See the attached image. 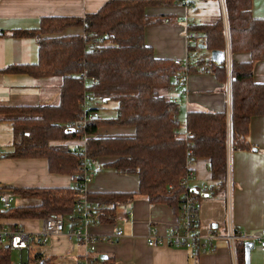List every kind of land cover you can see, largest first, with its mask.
I'll return each mask as SVG.
<instances>
[{
    "label": "trees",
    "instance_id": "trees-1",
    "mask_svg": "<svg viewBox=\"0 0 264 264\" xmlns=\"http://www.w3.org/2000/svg\"><path fill=\"white\" fill-rule=\"evenodd\" d=\"M170 1L109 0L96 13L81 18L43 17L36 30H13L11 35L15 38L36 39L38 60L35 64L8 66L5 72L57 79L59 96L57 104L50 106L0 105V122L9 124L12 131V151L7 157L45 159L49 172L67 175L77 183L81 174L79 157L67 142L82 139L88 159L92 162L109 159L103 168L136 176L137 194L151 203L170 204L178 209L184 193L179 182L187 162L192 164L197 159L207 161L211 178L221 189L226 171L225 115L189 112L182 135L172 101V94L181 87L172 76L180 73L181 68L173 61L156 58L144 41L145 27L166 18L149 15L146 9ZM223 3L231 53L245 51L251 56L250 63L232 61L230 65V147L237 151L248 148L250 120L264 117V85L253 83L251 71L254 61L264 60V20L252 16L250 0H223ZM77 26L82 27V35L63 34L67 28ZM196 30L202 34L199 42L203 48L209 52L223 50L220 17L211 24L199 25ZM193 49L198 50V45ZM207 63L223 71V62L208 59ZM87 92L97 105L115 103V115L103 118L97 106L83 110V95ZM90 112H96L97 116L84 127L64 129L65 124ZM115 126L132 127L133 133H101L102 128ZM8 191L21 198L34 197L38 203L9 207L0 212V220L65 217L71 212L77 193L76 187ZM114 198L118 197L96 199L98 207L104 206L98 212L100 221L111 219L112 212L105 205ZM14 225L18 224L11 226ZM244 244L237 248L239 264H244ZM4 260L8 262V258ZM47 263L40 258L32 264Z\"/></svg>",
    "mask_w": 264,
    "mask_h": 264
},
{
    "label": "crops",
    "instance_id": "crops-1",
    "mask_svg": "<svg viewBox=\"0 0 264 264\" xmlns=\"http://www.w3.org/2000/svg\"><path fill=\"white\" fill-rule=\"evenodd\" d=\"M109 0H0V105L37 106L56 105L59 96V81L54 78L36 79L28 74L7 73L11 65L35 64L38 60V46L35 38H15L13 30H36L43 17H76L96 13ZM203 0L200 8L187 10L180 0L171 3L151 5L146 13L152 16H165L164 21L149 25L144 29V41L150 46L158 59L187 62V75L182 89L185 94L179 98V109L175 119L179 131L184 135L186 117L189 112L220 113L225 115L226 171L221 189L212 180L208 163L197 159L191 164L195 177L189 182L199 198L195 199L198 219V232L206 236L211 231L217 237L210 249L193 254L184 248L166 245H147L151 231L163 234L180 221L179 207L164 203H151L138 193V179L134 175L116 173L103 168L108 159L92 162L95 177L87 188V196L96 209L88 225L84 228L89 234L108 235L122 231L119 238L111 243L99 242L96 245L101 264H239L237 248L242 243L252 242L249 264H264V248L260 241L264 233V117L255 116L249 122L246 136L248 148L232 151L231 143V62L247 64L251 62L248 52L231 53L227 16L223 0ZM215 2L216 6L212 5ZM251 13L256 19L264 20V0H250ZM193 23L190 30L199 25L211 24L219 18L222 22L224 40L223 71L217 66L208 65V58L201 57L200 40L187 47L185 43L184 18ZM64 35H82L81 26L67 28ZM200 37L202 36L199 32ZM198 45V50L193 49ZM209 52V51H208ZM226 52V53H225ZM192 55L190 56V54ZM211 53V52H209ZM212 62V61H211ZM207 67L209 70H203ZM253 83L264 85V60L251 65ZM177 91V90H176ZM176 91L172 94L176 93ZM98 103V102H97ZM100 103L97 108H100ZM110 118V117H109ZM0 122V150L10 146L12 131ZM110 135H131L133 128L115 126L101 129ZM181 135V136H182ZM76 152L83 146L82 139L67 142ZM73 146V147H72ZM1 154V153H0ZM3 156V155H2ZM229 176L230 185L226 186ZM0 185L6 190L23 188H75L77 183L67 175L49 172L47 161L40 158H0ZM204 186L206 189L200 192ZM204 195H206L204 197ZM114 196L105 205L112 212L111 219L100 221L98 212L104 206L96 199ZM43 218V217H42ZM39 219L17 220L2 218L0 223H16L28 231H36ZM233 227L245 239H237L231 245L226 235ZM38 248V250H36ZM32 250V256H40L47 264H58L66 260L77 264L84 255V248L74 238L64 232L51 236L46 244ZM10 252V251H9ZM8 253V252H7ZM28 253V252H26ZM8 258V254L6 256ZM0 257V264H8Z\"/></svg>",
    "mask_w": 264,
    "mask_h": 264
},
{
    "label": "built area",
    "instance_id": "built-area-1",
    "mask_svg": "<svg viewBox=\"0 0 264 264\" xmlns=\"http://www.w3.org/2000/svg\"><path fill=\"white\" fill-rule=\"evenodd\" d=\"M180 4L187 10L194 8V2L192 0H180ZM185 28V43L187 47L194 45L200 38L199 32L190 30L189 25H193L187 21L185 17L183 20ZM226 53V52H225ZM174 64L181 68L180 73L174 74L172 79L181 85L180 89L173 95L172 101L179 109V98L185 94L182 89L185 78L187 75V62L175 60ZM203 70H209L207 67ZM94 82V79H90ZM91 93H85L83 95V110H88L98 106L94 101ZM97 116L96 112H90L80 120L69 122L64 125L65 130L79 129L84 127L87 121L92 120ZM76 155L79 157V164L81 168V174L76 185V197L74 199L71 212L65 217L58 216H46L40 220V226L36 231H28L21 225H6L0 223V257L6 258L7 252L17 251L19 253V259L22 260L21 254L23 252L30 253L32 246H43L51 236H58L64 232L69 238H74L77 243L84 248V255L77 264H101V261L95 253L97 252L96 245L99 242L111 243L113 240L119 238L122 235V231H116L114 234L108 235H93L89 234L84 228L88 225L89 220L92 218L93 212L96 209L95 204L88 199L87 188L95 177L96 170L93 167L92 161L86 157L85 147L80 146L76 149ZM190 156V153L188 154ZM0 154V158H2ZM191 163L187 162L185 174L181 178L179 185L183 189L184 193L179 206L180 221L176 226L170 227L163 234H157L155 231H151L147 240L148 246L166 245L176 248H184L196 254L199 251H206L210 249L211 242L216 239L217 235L211 231L208 235L203 236L198 232V219L196 214L195 198L191 194L189 182L195 177L194 171L190 167ZM227 168V166H226ZM229 176L226 177V186L229 187ZM171 187H169V190ZM205 187L202 186L199 191H205ZM15 194L6 190L0 185V204L4 206V210L10 207L13 202ZM101 207H99L100 209ZM227 241L233 245L237 239L243 240L244 236H241L233 227L228 228L226 235ZM261 248H264V233L260 241ZM35 262H38L40 256H31Z\"/></svg>",
    "mask_w": 264,
    "mask_h": 264
},
{
    "label": "rangeland",
    "instance_id": "rangeland-1",
    "mask_svg": "<svg viewBox=\"0 0 264 264\" xmlns=\"http://www.w3.org/2000/svg\"><path fill=\"white\" fill-rule=\"evenodd\" d=\"M194 2V7L195 8H200V4L203 3V0H192ZM211 2V0L209 1ZM214 6H216L215 2H213ZM197 46V45H196ZM196 46L194 48H196ZM192 55V53L190 54V56ZM201 57L203 58H208L210 57V53L204 49L201 50L200 53ZM102 107V109H101ZM114 108H115V103L113 102H108L106 104H103L100 106L98 113L99 115H101L103 118H108V117H113L115 115L114 113ZM6 124V123H5ZM6 127L7 130H9V125H4ZM73 147V146H72ZM2 150H0V153L5 156V155H9L12 151L10 146L7 147H3L1 148ZM5 187V186H4ZM38 203V200L36 198H21L20 196H18L17 194H15L14 200L13 202L10 204L11 208H18L21 206H32ZM4 210V206H2L0 204V211ZM39 246H32V250L36 249ZM31 250V252H32ZM38 250V248L36 249ZM26 253L23 252L21 254L22 260H20L19 258V253L17 251H11L8 252V264H32L33 260H32V253ZM58 264H70V262H67L66 260H57Z\"/></svg>",
    "mask_w": 264,
    "mask_h": 264
},
{
    "label": "water",
    "instance_id": "water-1",
    "mask_svg": "<svg viewBox=\"0 0 264 264\" xmlns=\"http://www.w3.org/2000/svg\"><path fill=\"white\" fill-rule=\"evenodd\" d=\"M202 48V46H199ZM210 60L213 63H219L224 60V53L223 51H212L210 53ZM71 131V130H70ZM191 192L193 194L197 193L196 190L192 189ZM206 195H204L205 197ZM253 248V243L252 242H246L244 244V264H249V258H250V251Z\"/></svg>",
    "mask_w": 264,
    "mask_h": 264
}]
</instances>
